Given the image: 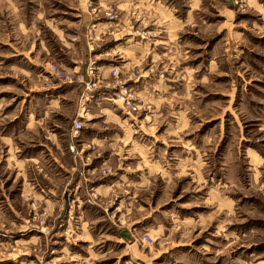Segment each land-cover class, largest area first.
I'll list each match as a JSON object with an SVG mask.
<instances>
[{
  "label": "crops",
  "instance_id": "0c3cea01",
  "mask_svg": "<svg viewBox=\"0 0 264 264\" xmlns=\"http://www.w3.org/2000/svg\"><path fill=\"white\" fill-rule=\"evenodd\" d=\"M5 1L20 7L17 9L19 20L16 18L19 26L30 17L32 22H43V26L51 31L58 41L56 44L61 46L64 56L60 65L65 70L85 76L88 82V68L95 69L94 81L97 82V93L89 106L88 120L85 119V123L94 122L99 118L116 123L120 119L116 111L122 115H131L125 118L126 121L138 119L137 114L123 111L120 105H116L119 108L113 109V103L109 98L114 93L116 82L118 80L130 82L129 76L133 74L134 68L148 64L149 62L145 63L146 60L156 64V74L147 77L148 79L146 75L140 79L138 84L140 94L148 102H154L157 107L165 102L170 103L175 97L182 98L180 100L185 102L183 125L167 126L160 136L150 135L152 138L147 143H140L137 137L132 135L139 132L152 134L149 131L151 129L144 131L139 127L140 131L137 133V130L133 131L126 125L119 128L88 126L84 127V131L78 132L80 134L70 126L64 131L60 129L55 132L56 130L50 129L49 124L58 128L59 125L54 120L62 113L57 109L64 110L63 101L70 99L75 105V112L72 115L77 114L79 100L85 92V84H58L53 88L42 90L39 88L37 92L32 93L34 90L31 83L35 74L28 65L19 69L23 74L25 97L30 95L24 100L27 102L24 115L27 118L26 127L23 134H15V131L10 134L0 132V142L5 145L9 159L15 160L14 164H35L40 168L43 178L57 183V189L46 185V190H42L43 193H34L36 195L29 189L32 193L31 197L38 198L39 203L36 199L34 201L49 214L63 205L67 208L66 216L74 212L76 215H83L87 211L83 198L89 199V190L96 191L104 200L108 197L113 198L120 188L144 190L148 187L146 183L151 184L152 178L160 176V172L165 170L163 162L166 153L167 165H184V173L188 172L191 176L194 174L202 184L206 180L201 172L203 169L201 165L206 164L209 151L214 150L216 154L221 149L230 147L229 141L224 139L222 128L224 114H230L233 124L238 126L244 124L242 120L247 116L251 117L259 125V129L264 131V93L253 90L251 86L253 83L258 85L257 77L264 79V0H245L246 6L250 9L248 15L236 14L232 10L235 7L230 0H217V5L221 6V9H216L218 18L207 13L208 0H93L103 8L107 5H115L121 11L117 23L106 21L102 15L92 16L87 7L89 0ZM27 4L33 7L32 14L25 12L24 6L26 7ZM178 7L182 8V13H179ZM145 22L148 26L142 31L150 28L157 36L156 42L142 39L143 33L139 30ZM231 22L235 23L237 28L232 31L231 38H226V35L231 33ZM138 31L140 35H136ZM103 34L108 36L102 37ZM209 34L213 37H209ZM11 40L12 37L7 34L6 39L0 42L11 57H23L25 61L31 63L33 60L31 54L36 50H42L51 57L56 56L51 46H48L49 41L44 37L35 48L30 45L29 50L18 48ZM255 50L258 51L256 54ZM116 66L119 67L120 73L113 76L112 70ZM45 79L47 78L38 76L36 80L45 82ZM225 82L231 88L225 90ZM201 83L213 87V90L205 92L202 98L193 91ZM109 84L114 85L109 87ZM193 99L198 100L200 110L208 111L213 108L215 111V114L205 121L200 119L205 125L202 124L197 132L192 131V120L188 119L192 111L190 112L188 108L190 106L186 104ZM225 99L234 108L239 105L245 113L241 115V110L235 112L236 108L229 109V107L225 111L223 108ZM129 130L132 131L131 134ZM41 132L46 142L42 139L38 140ZM118 134L123 136L118 139L116 137ZM193 134H200L204 139L209 138L196 141ZM181 136L183 142L174 138L172 140V137L179 139ZM48 141L51 143L50 147ZM18 143L20 145L24 143L23 145L27 147L38 146L39 151L26 154L20 160L15 153L17 149L20 151ZM23 145H21L23 148H27ZM85 146L95 149L107 148L109 154L102 160L99 159L100 156L96 165L88 167V177L84 176L80 179L79 169L83 165L81 157ZM152 148L160 151V154L152 156L150 160ZM247 150L253 151L250 159L253 158L254 161L264 164V156L258 153V147L253 146ZM119 153H122L120 165L124 166V169L118 170L119 173L115 171L111 175L94 176L97 172L101 173L106 166H110L114 171L112 157ZM174 160L176 162H172ZM195 167H200V177L196 169H193ZM258 169L260 174L258 178L261 179V171ZM61 181L63 182L59 183ZM257 182H260L261 189H264V183L260 180ZM216 193L219 198L229 196L234 202L235 195L232 193L229 194L224 189L217 190ZM132 197L137 199V194L134 192ZM130 198L128 197V201ZM73 200L75 204L72 205L70 202Z\"/></svg>",
  "mask_w": 264,
  "mask_h": 264
},
{
  "label": "rangeland",
  "instance_id": "374dc122",
  "mask_svg": "<svg viewBox=\"0 0 264 264\" xmlns=\"http://www.w3.org/2000/svg\"><path fill=\"white\" fill-rule=\"evenodd\" d=\"M216 1L208 0L207 2V13L213 17L218 15L216 9H221ZM87 2L92 16H103L106 12V7L102 8L93 0ZM90 3L97 5L96 9L99 10L97 15L89 8ZM232 5L235 7L233 0ZM244 5V7L236 6L232 10L236 14L248 15L250 9L246 3ZM24 8L29 14H32L34 10L28 4ZM178 8H180L179 13H182V8ZM17 9H20L18 5L14 6L5 0H0V42L6 39L7 34H10L11 41L18 48L29 50L30 45L35 48L44 37L49 41L48 46H51L56 56L51 57L42 50H36L31 54L33 60L30 63L23 57H11L1 45L2 43L0 44V132L4 134L14 131L15 134H23L26 127L27 118L24 115L27 102L24 100L30 95L28 93L29 96L25 97L23 74L19 69L26 68L28 65L35 74L31 83L34 90L32 93L37 92L39 88L48 89V87L53 88L62 84L58 79L51 77L50 65H54L66 75L74 74L60 65L64 56L61 46L56 44L57 39L48 28L43 26L44 23L32 22L31 18L27 17V21L19 26ZM115 13L120 18L121 11L116 9ZM235 25L233 22L230 23L231 33H228L226 38H231L232 31L237 28ZM25 26L28 28L26 29ZM147 26L148 23L145 22L139 30L143 33L142 39L147 42H156L157 36L150 28L142 31ZM31 27L33 28L30 29ZM139 31L136 35L141 34ZM209 37L213 36L209 34ZM257 52V50L254 51L255 54ZM28 58L30 59L29 55ZM147 62L149 63L141 67H135L133 74H129V80L138 73H145L146 79L153 77L156 74V64H152L150 60L145 61ZM38 76L47 79L45 82H37ZM257 79L258 85L253 83L252 89L264 93V79L263 77H257ZM116 83L114 93L117 91V85L125 83V80H118ZM95 84L97 86L96 81ZM113 85L109 84V87ZM139 87V85L134 87L135 94L140 99L138 119L126 121L125 118L131 115H122L116 111L115 113L120 117L116 123L107 122L105 118L85 123V119L88 120L89 109L86 115H80L83 117L82 131L88 126L119 128L126 125L133 131L137 130L138 133L140 131L138 128L142 127L144 131L151 129L149 131L152 134L139 132L132 137H137L140 143H147L152 136H160L167 126L183 125L185 102L180 100L182 98L175 97L170 103L165 102L157 107L154 102H148L140 94ZM229 88L231 86L225 82L224 89ZM212 90V85L201 83L193 91L197 92V95L200 94L202 98L205 92ZM197 101L193 99L192 102H186L193 108L188 107L190 112L192 111L188 119L192 120L194 132H197L202 124L205 125V122H200L201 118L205 121L215 114L213 108L208 111L200 110V104ZM116 105L122 106L120 103H113V109L118 107ZM63 106L64 110L57 109L62 114L54 120L59 125L58 128L49 124L50 129L56 130L55 132L60 129L64 131L70 126L73 128L74 122L79 118L78 107L77 114L72 115L75 112V105L70 99H65ZM228 107L234 108L225 99L223 108L226 111ZM235 108V112L241 110V115L245 113L239 105ZM222 120L224 139L229 141L231 148L221 149L216 153L217 155L214 150L209 151L206 164L201 165L203 166L201 172L206 180L202 184L194 174L191 176L188 172L184 173V165H167L166 153L163 162L165 170L160 172V176H154L151 184L146 183L148 187L144 190L120 188L113 198L108 197L104 200L98 196L95 202L90 198V194L97 192L89 190L90 200L87 197L83 198L87 211L83 215L74 216V219L60 230L56 227L58 215L55 212L50 213V216L44 220L42 213L46 210L36 203L39 201L38 198L35 197V202V199L31 197L32 193L39 194L42 190L45 191L46 185L57 189V183L43 178L40 168L35 164H14L15 160L9 159L5 145L0 142V264H264V189H261V183L257 182L260 180L264 183V164L254 161L253 158L250 159L253 151L247 150L256 146L258 153L264 156V131L259 129L254 119L248 116L242 120L244 124L239 126L233 124V118L228 113L224 114ZM129 132L131 134L132 131L129 130ZM120 136L123 135L118 134L116 137L120 139ZM193 136L196 141L209 138L204 139L200 134H193ZM38 137V140H44L42 132ZM173 138L183 142V136L179 139L172 137V140ZM21 145L17 144L20 151L15 150L20 160L26 154L39 151L38 146L23 145L27 147L23 148ZM50 146L51 143L48 141V147ZM88 147L85 146L82 153L84 166L81 165L79 169L80 179L84 176L88 177V167L96 165L100 156L99 159L102 160L109 154L107 148ZM159 154L160 151L152 148L149 159L152 160V156ZM120 156L122 153L112 157L114 171L110 166H106L101 173L97 172L94 176L102 177L109 171L119 173L118 170L124 169V166L120 165ZM199 168H193L196 169L198 177H200ZM257 169L261 171V179L258 178L260 174ZM220 189L235 195L234 202L229 196L219 198L216 191ZM134 192L137 194V199L132 197ZM128 197H131L130 201ZM104 208H108L109 211L105 212ZM41 221L45 223L42 226H40ZM42 227H47L45 233L40 231ZM122 232L130 235V238L123 236ZM52 251H54L53 254Z\"/></svg>",
  "mask_w": 264,
  "mask_h": 264
},
{
  "label": "built area",
  "instance_id": "2783aa9c",
  "mask_svg": "<svg viewBox=\"0 0 264 264\" xmlns=\"http://www.w3.org/2000/svg\"><path fill=\"white\" fill-rule=\"evenodd\" d=\"M235 7H244L245 5V0H233ZM89 8L92 9V11L97 15L99 10H97V5L94 3L88 4ZM103 8V7H102ZM106 12H104L103 16L106 19V21L110 23L117 22L119 19V16L117 13H115V10L117 7L115 5H107L106 6ZM119 67L116 66L114 67L112 71V75L116 76L119 74ZM49 73L51 77L54 79H58L64 84L68 85H78V84H85V92L82 94L80 100H79V107H78V112H79V118L74 122L73 125V130L78 133L83 130L82 126V121L83 117L80 115H86L89 111V106L92 103V100L95 98V95L97 93L96 91V84H95V70L93 67L88 68L87 72V77L89 78V81L86 82V78L83 75L80 74H73V75H66L61 71L60 69L56 68L54 65L49 66ZM145 76L144 74H134L132 77H130V82H125V83H119L117 85V91L112 95V97L109 98L110 102L113 103H120L122 105L123 111H127V113H133L137 114L139 112L140 106L139 102L140 99L136 96L134 87L140 83V79ZM112 172L109 171L107 175H111ZM98 193L96 194H90V198L94 201L96 198H98ZM95 202V201H94ZM70 204H75V201H71ZM35 207V205L33 204ZM105 212L109 211L108 208H104ZM65 212H67V208L63 205L59 206L56 208L55 213L58 215L57 217V229H63L67 224H69L70 221L74 219V216H76L75 212L74 213H68V215H65ZM42 217L44 220H46L50 214L47 211H43ZM73 214V215H72ZM65 218V219H64ZM40 226L44 225L45 223L43 221L40 222ZM47 227H42L41 232L47 231ZM54 251H52V254Z\"/></svg>",
  "mask_w": 264,
  "mask_h": 264
},
{
  "label": "water",
  "instance_id": "95a60500",
  "mask_svg": "<svg viewBox=\"0 0 264 264\" xmlns=\"http://www.w3.org/2000/svg\"><path fill=\"white\" fill-rule=\"evenodd\" d=\"M230 3L232 4V0H230ZM122 235L127 237V238H130V235L126 234L125 232H122Z\"/></svg>",
  "mask_w": 264,
  "mask_h": 264
},
{
  "label": "bare ground",
  "instance_id": "6f19581e",
  "mask_svg": "<svg viewBox=\"0 0 264 264\" xmlns=\"http://www.w3.org/2000/svg\"><path fill=\"white\" fill-rule=\"evenodd\" d=\"M62 84H64V83H62ZM64 85H68V84H64Z\"/></svg>",
  "mask_w": 264,
  "mask_h": 264
}]
</instances>
